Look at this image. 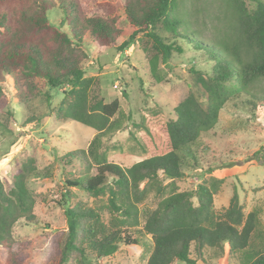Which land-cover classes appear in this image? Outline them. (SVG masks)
<instances>
[{"label":"trees","instance_id":"obj_1","mask_svg":"<svg viewBox=\"0 0 264 264\" xmlns=\"http://www.w3.org/2000/svg\"><path fill=\"white\" fill-rule=\"evenodd\" d=\"M175 1L0 0V133H9L14 120L2 86L9 76L20 100L44 99L48 118L95 132L86 149L58 159L65 191L56 205L62 207L66 230L50 244L43 264H92L114 255L121 245L142 246L145 264H208L226 252L239 264H264L260 209L244 213L234 193L226 208L215 211L213 197L223 181L213 176L193 191H180L177 185L185 176L183 167L196 168L197 155L205 150L214 163L209 173L226 166L220 154L200 142L217 126L226 104L248 113L264 108V95L255 90L264 79V3L248 0L255 5L248 11L235 0L237 41L203 44L188 33L187 21L175 13ZM52 10L64 15L59 25L50 20ZM180 41L203 51L209 70L191 68L195 76L189 95L159 122L160 134L144 117L136 126L147 132L154 154L126 168L110 162L108 142L131 117L118 100L106 103L99 80L87 77L85 46L123 52L137 42L148 77L160 83L171 56L183 51ZM61 88L67 90L53 108L51 91ZM34 120L43 122L29 119ZM10 172L9 179L0 181V246L4 264H30L25 252L30 243L15 239L13 228L20 221L37 224L27 183L48 174L37 170L34 155L16 161ZM75 191L91 198L92 205L72 204Z\"/></svg>","mask_w":264,"mask_h":264},{"label":"rangeland","instance_id":"obj_2","mask_svg":"<svg viewBox=\"0 0 264 264\" xmlns=\"http://www.w3.org/2000/svg\"><path fill=\"white\" fill-rule=\"evenodd\" d=\"M239 1L248 11L255 6L248 0ZM260 1L264 3V0ZM232 3L236 4L235 0H176L174 9L187 21L188 33L194 32L196 41L209 44L228 38L235 42L238 33L232 18ZM49 17L54 25L64 20L61 10H52ZM180 45L182 53L171 56L169 64L163 69L165 79L160 83L148 77L144 56L137 42L123 52L85 46L90 56L86 64L87 77L99 80L106 103L118 100L121 110L131 117L124 121L123 129L108 142L110 162L126 168L154 154L155 149L147 132L141 125L136 126L144 117L149 127L160 134L159 122L165 120L170 110L189 95L195 76L191 68L196 71L209 70L210 60L203 51L184 41H180ZM13 84L11 76L2 80L14 120L9 133H0V181L10 178L11 167L16 161L30 155L36 158L37 170L48 174L39 181L27 183L35 197L37 224L20 221L13 228L15 239L30 243L25 250L30 264H43L50 244L66 230L62 207L56 205L65 191V176L59 174L58 159L66 152L86 149L95 132L77 122L60 123L53 117L48 118L50 107L44 99L20 100ZM65 89L51 91L50 103L53 108L59 104ZM255 90L264 95V79L256 84ZM30 118H43V122H30ZM200 142L220 154L226 166L209 173L208 169L214 163L209 158V151H203L204 155H197L196 168L190 165L183 167L185 176L177 182L179 190L193 191L209 176L222 179L223 183L213 197L215 211L226 208L236 193L244 213L253 208L260 209L264 226V108L257 107L253 113H248L232 103L226 104L217 126L201 135ZM195 149L200 152L201 147ZM91 173L94 174V170ZM75 193L72 204L85 202L92 205V199L87 195L80 191ZM151 201L150 197L146 205H152ZM3 254L0 246V264H4ZM146 259L142 246L121 245L114 255L98 257L92 264H145ZM208 264H239V259L226 252L222 258L211 260Z\"/></svg>","mask_w":264,"mask_h":264}]
</instances>
